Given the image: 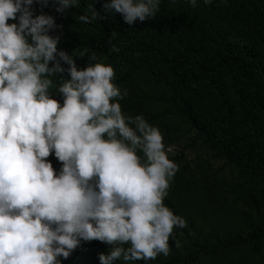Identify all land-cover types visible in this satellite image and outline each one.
Returning a JSON list of instances; mask_svg holds the SVG:
<instances>
[{
  "label": "clouds",
  "instance_id": "9594fccd",
  "mask_svg": "<svg viewBox=\"0 0 264 264\" xmlns=\"http://www.w3.org/2000/svg\"><path fill=\"white\" fill-rule=\"evenodd\" d=\"M51 2L63 14L78 0ZM160 3L104 0L102 11L131 26L154 19ZM48 4L0 0V264H62L93 240L110 249L100 264L168 256L174 228L186 226L164 203L178 165L156 126L122 111L128 90L111 65L80 68L73 49L58 48L63 25L43 12Z\"/></svg>",
  "mask_w": 264,
  "mask_h": 264
},
{
  "label": "trees",
  "instance_id": "16d2710c",
  "mask_svg": "<svg viewBox=\"0 0 264 264\" xmlns=\"http://www.w3.org/2000/svg\"><path fill=\"white\" fill-rule=\"evenodd\" d=\"M103 2L78 0L61 14L49 0L43 12L63 25L58 48L73 49L80 68L111 65L114 83L128 90L122 111L143 114L166 151L186 141L198 152L191 160L186 147L167 152L178 171L164 203L186 226L173 230L179 247L170 238L169 255L147 264H264V0H198L196 7L161 0L154 19L131 26L119 13L104 14ZM89 53L97 60L88 61ZM109 251L82 242L62 264H100Z\"/></svg>",
  "mask_w": 264,
  "mask_h": 264
},
{
  "label": "rangeland",
  "instance_id": "374dc122",
  "mask_svg": "<svg viewBox=\"0 0 264 264\" xmlns=\"http://www.w3.org/2000/svg\"><path fill=\"white\" fill-rule=\"evenodd\" d=\"M188 142H186V141H183L181 144H180V146H171V147H169L168 149H167V152H174V151H176V150H183V148L184 147H186V144H187ZM184 154L186 155V158H187V160H191V159H193L195 156H196V154H198V152H196V151H190V150H188L187 149V147L186 148H184ZM220 163L219 162H216L215 163V166H218Z\"/></svg>",
  "mask_w": 264,
  "mask_h": 264
}]
</instances>
